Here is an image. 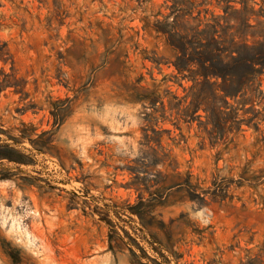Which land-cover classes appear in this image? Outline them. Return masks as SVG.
<instances>
[{
	"label": "rangeland",
	"instance_id": "obj_1",
	"mask_svg": "<svg viewBox=\"0 0 264 264\" xmlns=\"http://www.w3.org/2000/svg\"><path fill=\"white\" fill-rule=\"evenodd\" d=\"M173 4L0 0V264H264V122L184 112Z\"/></svg>",
	"mask_w": 264,
	"mask_h": 264
},
{
	"label": "trees",
	"instance_id": "obj_2",
	"mask_svg": "<svg viewBox=\"0 0 264 264\" xmlns=\"http://www.w3.org/2000/svg\"><path fill=\"white\" fill-rule=\"evenodd\" d=\"M172 1V21L159 22L157 28L178 52L175 68L193 82L192 100L184 112L194 120L203 107L206 119L199 124L213 144L227 131L240 130L243 123L260 130L264 107L257 110L255 105L264 100V0H202L200 5L211 4L223 11L212 12L210 19L193 15L195 0ZM248 104L246 112L252 117L240 119L239 106Z\"/></svg>",
	"mask_w": 264,
	"mask_h": 264
}]
</instances>
